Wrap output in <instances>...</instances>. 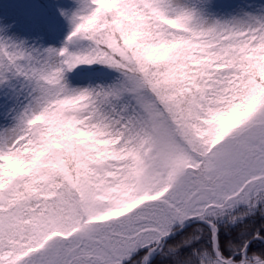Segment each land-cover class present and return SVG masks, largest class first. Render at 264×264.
Wrapping results in <instances>:
<instances>
[{"label":"snow or ice","instance_id":"1","mask_svg":"<svg viewBox=\"0 0 264 264\" xmlns=\"http://www.w3.org/2000/svg\"><path fill=\"white\" fill-rule=\"evenodd\" d=\"M0 264H264V0H0Z\"/></svg>","mask_w":264,"mask_h":264}]
</instances>
